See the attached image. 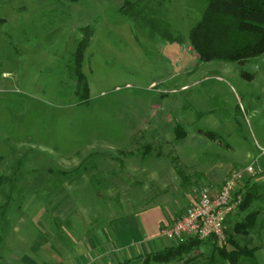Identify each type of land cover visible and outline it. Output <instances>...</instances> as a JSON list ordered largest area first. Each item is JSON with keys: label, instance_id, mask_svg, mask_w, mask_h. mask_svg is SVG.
I'll list each match as a JSON object with an SVG mask.
<instances>
[{"label": "rangeland", "instance_id": "obj_1", "mask_svg": "<svg viewBox=\"0 0 264 264\" xmlns=\"http://www.w3.org/2000/svg\"><path fill=\"white\" fill-rule=\"evenodd\" d=\"M125 1L140 0H0V264L25 252L32 219L58 231L65 216L69 235L75 222L105 218L114 203L116 216L135 219L125 200L144 196L138 172L147 162L167 174L190 158L230 165L264 138V54L200 61L189 32L207 0H143L138 17L121 10ZM88 27L84 102L73 67ZM2 70L12 77L2 81ZM61 185L68 202L53 210L62 197L47 189ZM243 219L229 216L228 232ZM235 239L255 249V260L240 264H264L263 226ZM214 240L172 264H228Z\"/></svg>", "mask_w": 264, "mask_h": 264}, {"label": "crops", "instance_id": "obj_2", "mask_svg": "<svg viewBox=\"0 0 264 264\" xmlns=\"http://www.w3.org/2000/svg\"><path fill=\"white\" fill-rule=\"evenodd\" d=\"M12 74L13 71L2 70V81L11 78ZM0 84L4 85L2 82ZM182 130L185 134H179L180 140L188 135L183 128ZM240 156L230 165L221 162L204 164L202 161L198 162L190 158L188 161H182L177 169L174 167L169 174L165 171L170 168L162 166H158L159 169L152 168L147 162L144 165L146 167L142 166L143 168L141 167L138 172V176L140 175L138 179L144 180L140 181V185L145 188L144 196L139 201L125 200L130 213L138 212L135 219L132 214L127 218L121 214L116 216L115 203L108 206V214L104 215L105 218L99 216L102 222H98L99 219L91 222H75L74 230L70 229L74 235H69L67 220L60 214L62 222L59 223L58 231H53L51 224L48 225L40 219L35 221L32 219L34 232H37L36 228L45 230L48 237L37 238L39 234L36 233L34 236L33 232L25 242V252L14 258L12 260L14 263L11 264H172L176 259L167 262H145V257L149 253L177 244L174 240L163 236L161 229L184 214L185 210L196 201L197 193L201 188H208L216 193L229 173L250 163H254L261 170V173L246 181L244 185V191H247L249 186L252 187V200L248 202L247 207L238 208L230 217H240L242 214L245 217L248 213L257 211L259 213L257 223L264 227V204L261 203L264 195L259 193L260 188L264 186V138L256 139V148L248 149ZM52 190L51 187L47 189L48 196L51 194L62 197V203L58 205L56 203L53 210L59 207L60 211H63L61 206L68 202V198L65 200L63 197L70 194L67 186L61 185L56 190ZM52 200L48 202L49 206ZM135 205H139L140 208ZM75 207L77 211L80 210L77 204ZM36 209L32 211L37 212ZM56 226L55 222L54 227Z\"/></svg>", "mask_w": 264, "mask_h": 264}, {"label": "trees", "instance_id": "obj_3", "mask_svg": "<svg viewBox=\"0 0 264 264\" xmlns=\"http://www.w3.org/2000/svg\"><path fill=\"white\" fill-rule=\"evenodd\" d=\"M141 1L143 0L125 1L121 10L128 13V10L133 8L130 13L137 17L141 16L142 9L139 6ZM90 38L91 29L88 27L74 53L73 71L77 78V93L84 102L90 95L88 79L83 72L84 53ZM189 45L202 62L219 60L243 63L264 54V0H207L201 18L190 29ZM176 130L178 132L180 130V135L185 134L179 126ZM251 188L249 186L245 191L239 209L247 207L248 202L252 200ZM258 215L257 211L250 212L245 219L237 221L232 231L228 232L225 228L227 241L215 245L219 258L227 261L228 264H240L242 258L255 260V249L248 245H240L235 239V234H248L257 224ZM201 241L203 240L196 237H188L174 246L149 253L145 257V262H167L180 258L183 253L188 252ZM228 243L234 247L231 251L227 247ZM216 259L219 260L218 257Z\"/></svg>", "mask_w": 264, "mask_h": 264}, {"label": "built area", "instance_id": "obj_4", "mask_svg": "<svg viewBox=\"0 0 264 264\" xmlns=\"http://www.w3.org/2000/svg\"><path fill=\"white\" fill-rule=\"evenodd\" d=\"M259 173L261 170L250 163L232 171L216 193L201 188L196 201L174 223L165 225L161 234L177 243L188 237L201 240L214 238L220 243L226 241L227 219L243 202L245 182Z\"/></svg>", "mask_w": 264, "mask_h": 264}]
</instances>
